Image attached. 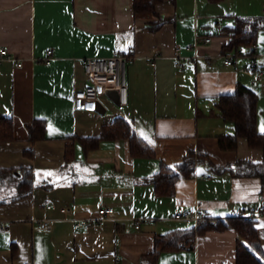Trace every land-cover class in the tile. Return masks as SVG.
Wrapping results in <instances>:
<instances>
[{
    "label": "crops",
    "instance_id": "0c3cea01",
    "mask_svg": "<svg viewBox=\"0 0 264 264\" xmlns=\"http://www.w3.org/2000/svg\"><path fill=\"white\" fill-rule=\"evenodd\" d=\"M157 12L164 23L151 31L154 18L135 15L133 0H0V46L15 58L0 63V117L13 118L16 135L0 142V167L32 168L35 184L29 196L0 206V264H141L156 234L195 226L176 220V213L200 209L225 220L235 209L264 208L257 178L215 174L206 165L178 180L173 196L158 197L143 183L161 162L174 166L190 150L220 167L263 160V151L244 137L234 151L219 148L218 137L235 129L215 104L237 84L249 87L264 132V79L250 67L254 59L264 70V30L252 52L222 51L237 17H264V0H164ZM195 36L201 38L197 47ZM117 52L135 57L127 68V105L110 90L100 98L104 109L77 110L74 93L87 84L82 61ZM226 55L232 65L224 64ZM116 117L134 124L155 157H132L126 140H103L85 153L68 138L96 137ZM35 119L45 120L46 139L30 142L27 129ZM71 143L74 161L66 163ZM64 207L73 214L66 216ZM101 207L114 208L108 220L75 226L73 219L95 217ZM141 218L152 220L136 229ZM43 219L51 220V230L40 229ZM256 227L264 250V214ZM236 241L233 229L208 230L194 250L162 253L158 264H236Z\"/></svg>",
    "mask_w": 264,
    "mask_h": 264
},
{
    "label": "trees",
    "instance_id": "16d2710c",
    "mask_svg": "<svg viewBox=\"0 0 264 264\" xmlns=\"http://www.w3.org/2000/svg\"><path fill=\"white\" fill-rule=\"evenodd\" d=\"M164 0H133L135 15H151L154 20L148 24L151 31L158 30L164 23L157 8ZM156 19V20H155ZM264 30V17H237L236 25L230 33V40L222 47L224 53H238L242 47L253 51L258 33ZM252 54V53H251ZM257 95L249 87L237 84L231 94L220 96L215 106L222 118L234 125L235 132L231 135L218 137L219 148L234 151L238 147V139H247L250 148L261 149L263 160L258 163L238 161L232 166L220 167L214 165L204 155L190 150L182 161L174 166L160 163L156 173L143 179V183L153 187L158 197L173 196L176 184L182 178L192 176L198 165H206L215 174L234 173L240 178H257L264 189V132L257 127L258 108ZM47 124L44 119H35L27 129V140L35 142L46 139ZM15 123L13 118L0 117V142L15 140ZM69 139L77 140L85 153L98 148L103 140H126L129 151L134 158H153L155 151L145 139L139 136L134 124L124 117H116L111 123L104 124L96 137H78L71 135ZM30 153L32 151H29ZM65 161H74V143L67 144ZM32 168H2L0 167V206L29 196L34 189ZM257 219H245L231 216L225 220L211 218L199 222L190 228L174 229L163 234H156L153 250L143 256L141 264H158L159 257L165 252H176L184 249L194 250L197 237L208 230L222 231L233 229L237 233L236 264H264V250L256 227Z\"/></svg>",
    "mask_w": 264,
    "mask_h": 264
},
{
    "label": "built area",
    "instance_id": "2783aa9c",
    "mask_svg": "<svg viewBox=\"0 0 264 264\" xmlns=\"http://www.w3.org/2000/svg\"><path fill=\"white\" fill-rule=\"evenodd\" d=\"M201 38L195 36L194 47L200 44ZM211 42V38H205L204 43ZM156 54L158 53L155 50ZM53 57V50L49 49L47 51V57L44 59L46 66L51 64ZM13 55L5 48L0 46V63L11 60L14 61ZM135 57L132 54H123L117 52L116 54L108 57L99 58H85L82 63L84 67V72L86 76L87 84L83 88H79L74 93V104L77 110H95L96 105L100 102L101 96L108 93L110 90H116L119 96V104L122 106L128 103V83H127V68L134 62ZM16 67H21L22 62L18 60L14 63ZM178 67L183 68L185 64V58H181L177 61ZM225 65L233 64V56L226 55L224 58ZM250 67L255 73L257 80L261 81L264 79V70L258 67L256 61L251 59ZM101 103V102H100ZM45 209H51L50 204L44 205ZM62 212L66 216H71L73 213L70 207L62 208ZM95 217L83 218V219H73L74 224L77 228H86L93 225L102 224L104 221L108 220L110 216L114 213V208L112 207H101L97 211ZM264 214V208L259 207L253 210H242L235 209L233 211L234 216L243 217L245 219H257L258 216ZM174 218L176 220L182 221H194L195 226L199 222L208 219V213L205 210H194L186 211L183 213H176ZM150 218H141L135 220V228L138 229L142 222H149ZM38 226L41 230L49 231L52 227L51 220L43 219L37 221ZM6 225H2L1 229H6ZM119 258H117L118 260Z\"/></svg>",
    "mask_w": 264,
    "mask_h": 264
},
{
    "label": "water",
    "instance_id": "95a60500",
    "mask_svg": "<svg viewBox=\"0 0 264 264\" xmlns=\"http://www.w3.org/2000/svg\"><path fill=\"white\" fill-rule=\"evenodd\" d=\"M100 107H103V105L100 102H98L97 105H96V109L100 110ZM103 109H104V107H103Z\"/></svg>",
    "mask_w": 264,
    "mask_h": 264
}]
</instances>
